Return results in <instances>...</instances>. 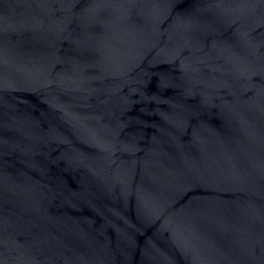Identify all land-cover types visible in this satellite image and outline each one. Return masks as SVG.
<instances>
[{"label": "water", "instance_id": "95a60500", "mask_svg": "<svg viewBox=\"0 0 264 264\" xmlns=\"http://www.w3.org/2000/svg\"><path fill=\"white\" fill-rule=\"evenodd\" d=\"M0 264H264V0H0Z\"/></svg>", "mask_w": 264, "mask_h": 264}]
</instances>
